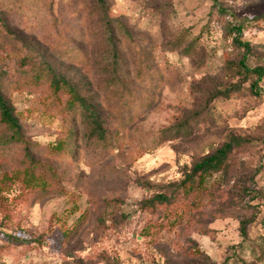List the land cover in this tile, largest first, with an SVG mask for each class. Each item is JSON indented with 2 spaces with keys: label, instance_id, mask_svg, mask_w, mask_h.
<instances>
[{
  "label": "rangeland",
  "instance_id": "374dc122",
  "mask_svg": "<svg viewBox=\"0 0 264 264\" xmlns=\"http://www.w3.org/2000/svg\"><path fill=\"white\" fill-rule=\"evenodd\" d=\"M106 3L109 16L135 36L118 50L127 100L135 97L125 106L103 94L110 53L101 46L91 0H0L3 89L34 158L50 162L60 185L38 189L43 167L31 182L19 179L27 165L20 147L0 154V233L20 238L0 239V264H264V78L254 96L252 78L233 72L238 52L226 27L229 19L241 24L242 40L253 46L250 64L264 65V0ZM73 48L88 56L77 58ZM20 52L101 102L113 141L102 145L77 117L72 155L52 156L63 119L40 109L43 88L26 81L32 68ZM223 90L229 97L220 96ZM184 123L189 134L174 135ZM227 141L232 165L211 203L174 223L161 210L140 208Z\"/></svg>",
  "mask_w": 264,
  "mask_h": 264
},
{
  "label": "trees",
  "instance_id": "16d2710c",
  "mask_svg": "<svg viewBox=\"0 0 264 264\" xmlns=\"http://www.w3.org/2000/svg\"><path fill=\"white\" fill-rule=\"evenodd\" d=\"M91 1L96 15V28L101 31V46L105 52L107 49L110 53L107 68L111 77L104 84L103 94L105 97L107 95L112 99H116L121 106H125L128 102L130 104L131 101H135V97L127 100L132 95L125 92L130 88H126L125 78L120 71L121 58L118 56V50L126 43H133L135 36L123 21L117 18L112 19L109 16L106 0ZM217 10L220 13L226 12L220 6H218ZM226 27L231 36V46L238 52L237 60L235 64L233 63V72L244 79L251 80L252 78L248 85V90L250 94L260 96L258 83L264 78V65L250 64V60L254 56L253 46L248 41L242 40V25L236 24L233 19H229ZM189 46L190 44L187 45V47ZM73 49L77 58L84 59L86 54L88 56V53L82 49ZM19 58L22 64H29L32 68L26 81L30 85H37L43 88L39 96L40 109L63 119L61 137L57 138L48 149L52 156L66 158L72 155V146L76 143V134L72 126H74V120L77 117L85 118L89 123L91 135H96L97 141H100L102 145L107 146L113 141V136L109 135L107 137L106 135L104 127L106 116L98 109L101 102L94 104L89 101L87 95L77 85L63 74L57 72L50 64L36 66V59L22 52H20ZM104 68L106 69V56ZM137 69V77L143 80L142 65L138 64ZM229 95V90H223L220 94L223 97H229ZM141 103L134 104L133 109H136L137 113ZM126 108L129 109L128 107ZM173 131L174 135H181L182 132L189 134L190 128L184 123L175 127ZM117 134L115 132V135ZM159 139L158 142L160 143L164 141L163 137ZM232 146L233 142L227 141L213 153L194 162L190 168L184 171L182 178L175 182L170 190L155 193L151 197L142 200L139 202L140 208L154 212L161 210L164 215L163 218L173 217L170 220L171 223L183 218L185 212L201 210L204 205L211 203L213 198L220 192V185L224 182L225 176L232 165ZM14 147L21 148L23 160L27 162V165L23 167L24 177L19 179L31 182V180H34L32 172L39 167H43L44 174L38 176V189L45 191L44 188L47 184L51 188L54 187V189L60 187L57 172L52 168L50 162H41L34 158L32 145L24 135L20 122L5 95L2 80L0 79V154H9ZM241 228V234L246 236L244 225ZM0 239L4 240L5 243H17L20 241L18 236L6 232L0 233ZM211 264L217 263L211 262ZM219 264H228V259ZM240 264L251 263L241 259Z\"/></svg>",
  "mask_w": 264,
  "mask_h": 264
}]
</instances>
